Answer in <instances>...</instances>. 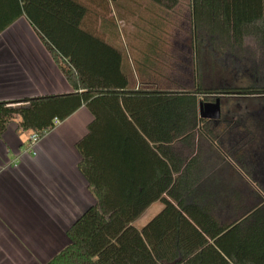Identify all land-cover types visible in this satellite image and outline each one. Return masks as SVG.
<instances>
[{
  "label": "trees",
  "instance_id": "1",
  "mask_svg": "<svg viewBox=\"0 0 264 264\" xmlns=\"http://www.w3.org/2000/svg\"><path fill=\"white\" fill-rule=\"evenodd\" d=\"M119 1L95 0L89 10L79 0H19L22 13L73 92L0 103V137L8 125L15 124L18 133L42 138L54 128L55 120L62 122L81 107L93 117L76 149L81 157L78 170L95 203L66 231L68 246L46 264H264V203L235 222L221 224L204 202L195 200L197 157L187 158L183 168L184 159L172 150L167 154L174 142L192 149L196 131L210 146L220 147L211 127L214 121L199 118V102H211L214 95L264 98V85L203 87L198 45L202 33L209 43L227 47L232 73H237L244 40L264 44V0H190L196 85L149 92L129 88L122 50L97 31L99 18L104 20ZM147 1L167 11L179 2ZM213 53L225 52L209 51L211 58ZM261 115L264 118L263 113L257 117ZM104 117L120 118L127 130L115 140L106 135L102 145L97 142L101 140L97 131ZM227 126L228 135L239 129L238 136H257L242 119ZM243 144L237 143L234 150L241 154L240 162L252 159ZM135 145L155 157V178L135 177L130 157ZM110 152L116 162L114 155L110 163L103 159L111 157ZM157 201L164 208L137 230L132 224Z\"/></svg>",
  "mask_w": 264,
  "mask_h": 264
},
{
  "label": "crops",
  "instance_id": "2",
  "mask_svg": "<svg viewBox=\"0 0 264 264\" xmlns=\"http://www.w3.org/2000/svg\"><path fill=\"white\" fill-rule=\"evenodd\" d=\"M79 1L90 10L95 0ZM20 5L19 0H0V103L72 93ZM153 7L147 0H120L104 20L99 18L97 31L122 50V67L131 90L192 89L196 85L193 36L186 40L189 48L186 43L175 51L160 49L161 30L151 21ZM172 52L180 58L174 63L180 68L178 86L169 80L160 85L155 80L157 72L174 73L166 68L170 67ZM186 73L189 77L184 79ZM203 80L201 76L202 86ZM92 120L85 107L79 108L55 124L32 153L25 151L30 132L18 133L15 124L8 125L0 137V264H46L68 246L66 231L95 203L78 170L81 157L76 149ZM101 121L98 144L104 142L106 135L114 138L126 133L127 127L120 118L104 117ZM108 142L105 145L109 146L111 140ZM150 146L156 152L155 146ZM171 150L184 159L183 168L187 158L197 157L193 169L195 200L204 202L221 224L235 222L264 203L262 162L233 161L217 144L210 146L197 131L192 149L174 142L167 154ZM113 155L110 152L111 157L103 159L110 163ZM130 157L135 177L147 174L150 179L155 178L156 159L151 153L135 145ZM113 159L116 162L115 155ZM163 208L160 201L154 202L132 225L141 230Z\"/></svg>",
  "mask_w": 264,
  "mask_h": 264
},
{
  "label": "rangeland",
  "instance_id": "3",
  "mask_svg": "<svg viewBox=\"0 0 264 264\" xmlns=\"http://www.w3.org/2000/svg\"><path fill=\"white\" fill-rule=\"evenodd\" d=\"M190 0H179L177 6L170 10H164L160 7H153L154 17L151 21H155V25H159L161 30V44L160 49L165 52L170 50H178L183 45L189 48L188 40L189 35H192L190 24ZM198 37L199 49L201 50V73L204 78L203 86L206 88H221V87H248L250 85L263 86L264 85V44L255 42L251 38L244 40V45L240 54L242 63L237 65V73H232L233 59L228 54L227 47L220 48L218 43H209L208 36L200 33ZM193 40L194 37H193ZM196 43V42H194ZM219 51L222 54L213 53V58L209 56V51ZM178 52V51H177ZM172 52L170 60V67H166L174 73L157 72L155 80L163 84L169 80L172 85L178 86L181 74L178 73L180 68L175 67L180 62V58H175ZM212 56V55H211ZM178 61V62H177ZM244 63V64H243ZM217 65V66H216ZM220 68V71L217 70ZM166 72V71H165ZM186 75V76H185ZM183 75L184 79L188 78V74ZM166 85V83H164ZM188 87V86H187ZM218 97V95H214ZM215 100L212 99L211 102ZM221 103V118L219 121H214L211 124L213 131L216 130L218 135V143L220 149H223L233 161L240 162V153L235 152L237 143L244 145L245 151L250 154V160L247 161L254 163L264 164V118L257 114H264V98L260 96H244L228 98H220ZM260 117V118H259ZM244 120L246 129H253L257 135L253 138H244L238 136L239 129L230 132L226 131L227 125L233 124L238 120ZM235 128V126H234ZM252 131V130H251ZM242 138V141L239 139ZM253 140V141H252ZM261 140V142H260ZM250 141V142H249ZM263 143V144H262ZM259 151H262L260 153ZM257 153V154H256ZM260 154V155H259ZM258 155V156H257ZM249 156V155H247Z\"/></svg>",
  "mask_w": 264,
  "mask_h": 264
},
{
  "label": "water",
  "instance_id": "4",
  "mask_svg": "<svg viewBox=\"0 0 264 264\" xmlns=\"http://www.w3.org/2000/svg\"><path fill=\"white\" fill-rule=\"evenodd\" d=\"M237 94V93H235ZM237 96V95H233ZM220 97L215 98L213 102H199L198 115L199 118L206 121H218L221 118V103Z\"/></svg>",
  "mask_w": 264,
  "mask_h": 264
},
{
  "label": "built area",
  "instance_id": "5",
  "mask_svg": "<svg viewBox=\"0 0 264 264\" xmlns=\"http://www.w3.org/2000/svg\"><path fill=\"white\" fill-rule=\"evenodd\" d=\"M58 121H54V125L57 124ZM41 138L35 134V133H30L28 135V138H27V141H26V144H25V151L26 152H29V153H32L33 152V148L35 147V145L38 143V141L40 140Z\"/></svg>",
  "mask_w": 264,
  "mask_h": 264
},
{
  "label": "flooded vegetation",
  "instance_id": "6",
  "mask_svg": "<svg viewBox=\"0 0 264 264\" xmlns=\"http://www.w3.org/2000/svg\"><path fill=\"white\" fill-rule=\"evenodd\" d=\"M223 96H221L220 98H222Z\"/></svg>",
  "mask_w": 264,
  "mask_h": 264
}]
</instances>
